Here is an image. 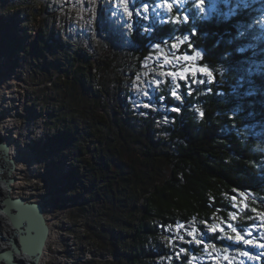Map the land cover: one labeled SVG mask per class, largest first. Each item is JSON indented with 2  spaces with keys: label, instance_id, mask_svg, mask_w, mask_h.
<instances>
[{
  "label": "trees",
  "instance_id": "obj_1",
  "mask_svg": "<svg viewBox=\"0 0 264 264\" xmlns=\"http://www.w3.org/2000/svg\"><path fill=\"white\" fill-rule=\"evenodd\" d=\"M171 3L168 12L160 0H128L129 16L119 0H21L25 19L43 20L35 58L47 49L60 55L45 62L39 82L61 85L71 100L49 113L65 122L58 136L75 162L71 189L84 199L80 211L104 212L98 225L88 224L114 264H264V255H240L253 245L228 227L251 228L240 235L264 244V152L254 150H264V0H227L217 9L215 0ZM176 16L180 23H169ZM183 36L189 53H201L191 63L212 77H160L137 101L130 83L162 70L152 45ZM176 83L181 101L170 95ZM177 224L184 228L177 232ZM192 228L203 244L187 235Z\"/></svg>",
  "mask_w": 264,
  "mask_h": 264
},
{
  "label": "rangeland",
  "instance_id": "obj_2",
  "mask_svg": "<svg viewBox=\"0 0 264 264\" xmlns=\"http://www.w3.org/2000/svg\"><path fill=\"white\" fill-rule=\"evenodd\" d=\"M172 1L180 3L185 0H168L170 3ZM215 1L216 9L218 4L221 7L222 3L227 2ZM22 8L21 0H0V97L4 101L0 120L9 122L1 124L0 138L8 141L15 151L17 170L13 195L40 202L45 208L51 232L42 264H87L90 260L95 264H114L115 256L103 254L106 244L100 238L94 239L88 224L98 225L104 212L101 210L95 215L89 210L80 211L78 205L84 199H77V192L71 189L73 180L69 172L72 168V151L61 145L62 140L58 136L65 122L57 118L49 120L50 112L54 113L57 108L59 113L60 108L71 100L67 94L60 92L61 85L56 87L51 83L46 85L41 83L43 81L39 82L44 78L42 69L45 62L59 60L60 55L47 49L35 58L34 44L43 20L37 18L31 23L25 19ZM20 41V48L15 50V42ZM152 60L156 61V58ZM60 65L63 66L62 61ZM167 70L172 69L165 66L160 71ZM153 80L145 74L130 83L137 101L142 102V97L151 95ZM144 91L148 93L147 96L143 94ZM39 95H45L50 100L42 103ZM67 120L70 122L71 118ZM76 120L81 127L87 125L82 117L76 115ZM96 145L98 142L94 140L92 152L97 153ZM85 153L84 158L90 159L91 152L86 150ZM72 164H75L74 160ZM260 244L263 243L253 244L250 256L258 257L263 253Z\"/></svg>",
  "mask_w": 264,
  "mask_h": 264
},
{
  "label": "water",
  "instance_id": "obj_3",
  "mask_svg": "<svg viewBox=\"0 0 264 264\" xmlns=\"http://www.w3.org/2000/svg\"><path fill=\"white\" fill-rule=\"evenodd\" d=\"M10 146L9 142L0 139V174H5L4 183L11 188L16 178L11 177L15 161L9 156ZM0 209L6 214L14 232L7 240L10 248L2 250L0 257L9 264H41L51 230L44 206L6 192ZM15 252L25 253L30 259L29 263L14 258Z\"/></svg>",
  "mask_w": 264,
  "mask_h": 264
},
{
  "label": "snow or ice",
  "instance_id": "obj_4",
  "mask_svg": "<svg viewBox=\"0 0 264 264\" xmlns=\"http://www.w3.org/2000/svg\"><path fill=\"white\" fill-rule=\"evenodd\" d=\"M120 4L124 5L123 8V12L127 13L129 16L133 15V10H130L128 7V0H119ZM160 7L162 8H166L168 10V12H171L173 9V3L168 2V0H160ZM149 11V8L147 5L143 6V12L147 13ZM135 15L140 16L141 12L140 11H136ZM185 20L187 19V17L184 18ZM169 23H180V17L176 16L175 19L173 21H169ZM127 27L129 28V30H131L132 28V24L131 23H127ZM188 41V37L187 36H183V37H172L171 39H161L159 43H156L154 45H152V47H154V49L158 52V53H162V55H157L156 57V62L159 64V66L161 68H164L165 66H168L169 68H171L172 70H167V71H161L156 78L154 79L153 83L155 85H159L161 83V79L160 77H167V78H172V79H177L179 81H186L188 76H191L192 80L189 83H201L200 80H197V73H204L207 77H212V72L207 68V67H198L195 64H192V61L198 60L201 57V53L199 51H194V55L189 53L187 48L183 47L185 46L186 42ZM190 47V45H189ZM147 58V57H146ZM162 61V62H161ZM181 61H183V65L181 64ZM137 79H139V77H137ZM172 79H169L167 82L168 83H172ZM182 87V85L180 83H176L173 86V89L171 90L170 95L175 97L176 100L181 101L182 100V96L180 94V92H178L177 90L180 89ZM184 87L187 88V86L185 85ZM189 93H191V91L188 89ZM143 94L145 96L148 95V93L146 91L143 92ZM144 107H149V104H144ZM171 111L174 112H179L180 109L179 108H172ZM201 116H203V113H200ZM165 121L168 122L167 118H165ZM242 196L244 195L243 193L241 194ZM232 199L235 201L237 199V197L234 195L232 197ZM256 209L253 208L252 211H255ZM173 226L169 225L168 228L171 229ZM229 228H231V231L233 233H236V239L238 241H242L243 244L245 245H253V239L248 238L245 239L244 237H242L240 235L241 232L247 231L249 234L251 233V228L248 229H243L241 228L239 231L236 227H233L231 224L228 225ZM255 227V224L252 226ZM184 228L183 224H177L175 226L176 231L178 232L180 229ZM197 228H192L191 231H189L187 233V235L189 237H193L194 242L196 244H203V239L201 238H195V233L197 232ZM212 232H215L216 229L212 228L211 229ZM261 237H264V232L260 233ZM179 239L182 241L184 240L183 236H180ZM229 239H232V237H229ZM169 244L172 243L171 240L168 241ZM255 246V245H254ZM213 247H215V245H213ZM259 247L264 248V244H260ZM185 249L183 247L180 248V252H184ZM225 251H227V249H225ZM240 255L243 257H247L248 259H256L257 256H250L249 253L247 251H240ZM258 255H264V253H260ZM227 259V257L225 258ZM240 264H244V261L241 260Z\"/></svg>",
  "mask_w": 264,
  "mask_h": 264
},
{
  "label": "bare ground",
  "instance_id": "obj_5",
  "mask_svg": "<svg viewBox=\"0 0 264 264\" xmlns=\"http://www.w3.org/2000/svg\"><path fill=\"white\" fill-rule=\"evenodd\" d=\"M2 98L3 97H0V110H1L2 105L4 103V101H2ZM2 123L6 124V123H9V122L4 120V119H2V120H0V126H1ZM14 154H15V151H14V148L12 147V145H11L10 146V150H9V156H10V158L14 159V161H15V169H13V172L11 174L12 178L15 177L14 174H15V171L17 170V161L15 159ZM0 177L2 178V179L0 178V204H1L2 198H3V196H4V194L6 192H9L12 196H14L13 195V190H14V187H15L14 183L16 182V180L11 183V188H10V186L7 187V183H6V185L3 183L4 178H5V174L3 172L0 174ZM50 232H51V230H50ZM13 233L14 232H13L12 226L8 222L6 214L4 212H2V210L0 209V252L2 250L10 248L7 240H8V237L10 238L11 236H13ZM49 238H50V235H49L48 240H47L46 248H47L48 243H49ZM46 248L44 250V255H45V252H46ZM44 255H43L41 264L43 263ZM14 258H16V259H18L20 261H23V262H27V263H29V261H30L29 257L23 252H15L14 253ZM0 264H9V263H7L4 260V258L0 257Z\"/></svg>",
  "mask_w": 264,
  "mask_h": 264
},
{
  "label": "clouds",
  "instance_id": "obj_6",
  "mask_svg": "<svg viewBox=\"0 0 264 264\" xmlns=\"http://www.w3.org/2000/svg\"><path fill=\"white\" fill-rule=\"evenodd\" d=\"M259 149V145L254 146V150L260 151V152H264V150H258Z\"/></svg>",
  "mask_w": 264,
  "mask_h": 264
}]
</instances>
